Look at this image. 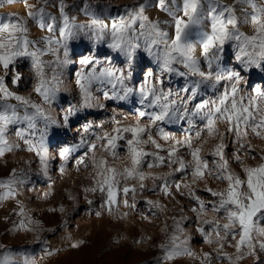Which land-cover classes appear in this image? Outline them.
<instances>
[{"label": "snow or ice", "instance_id": "6c2138e0", "mask_svg": "<svg viewBox=\"0 0 264 264\" xmlns=\"http://www.w3.org/2000/svg\"><path fill=\"white\" fill-rule=\"evenodd\" d=\"M23 2L27 9L26 17L9 14L7 18L0 19V158L17 150L32 153L39 160L40 171L47 176L52 158L50 143L59 135L57 130L68 129L72 118L85 110L105 108L93 96L91 85L95 82L111 85L110 90L103 92L105 100L126 102L135 98L141 105L135 122L125 125L113 116L111 132L96 135L99 143L89 142L82 135L78 143L62 147L58 152L60 160L67 162L73 152L86 146L87 151L78 164H83L88 154H92V166L101 179L95 180L94 186L84 191L94 193L99 188L101 193L106 192L104 203L109 210L119 205L117 194L122 192L125 197L123 205L135 209L136 186L127 182L139 181V188L143 191L146 187L144 181L149 177L141 171L142 166L145 163L149 168L167 165L171 171L152 176L153 184L149 191L159 189L164 195L171 196L173 185L177 192L181 187L188 190L198 206L191 209L197 213L195 231L204 243L215 247L211 252H202L197 256L190 247L191 237L185 234L181 224V220L188 217L181 220L173 217L174 228L159 245L161 256L157 264H171L176 258L184 256L198 259L199 264H213L214 260L240 264L248 257L253 258L254 264H264L261 260L264 255V162L256 167L243 166L242 179L230 168L225 134L219 133L217 127L219 123H226L227 132L236 137L235 142L240 148L234 159L240 163L238 153L241 149L247 148L248 154H251V146L244 143L248 130L264 139V107L260 104L264 101V90L257 87L251 97L241 95V83L246 82L242 72L252 69L264 72V4L258 0H233L232 4H226L224 0H134L131 5L120 6L121 10L116 15L109 13L102 17L91 0H79V3L77 0L71 3L68 0H36L34 5H29L27 0ZM237 5L241 6L239 15ZM50 7L55 8L58 15L49 12ZM111 7L105 5L103 11L107 12ZM150 9H157L169 19L150 18L147 14ZM72 11L83 13L88 19L79 22L76 15L70 14ZM29 21L45 34L33 38ZM243 25H250L253 34L242 31ZM193 35L195 40L191 39ZM78 39H86L91 47L86 54L73 60L72 42ZM100 46L122 56V66H113L111 57L105 56L107 66L98 68ZM228 46L235 50L239 68L227 67ZM46 56L54 59L46 60ZM145 56L157 65L159 74L152 68L145 70ZM24 61L29 63L36 79L32 91L42 103H37L30 95L10 90L9 76L13 86L25 81L24 73L19 70ZM72 63L81 66L75 73L80 100L64 111L61 123L43 105L54 103L64 85L62 70ZM86 68L89 70L85 71ZM140 72L142 78L137 86ZM165 74L184 80L180 89L184 95L171 89L165 90ZM222 84L223 90L220 89ZM209 89L216 93L214 99L202 97L201 94ZM245 100L248 102L245 103ZM144 118H147V124L141 123ZM197 120L203 127L197 128ZM181 121L187 124L182 138L171 136L159 126L161 122L174 124ZM154 125L160 139L172 140L167 148L153 136ZM102 126L103 122L96 125L98 128ZM92 127L93 122L88 121L82 125L83 132L88 133ZM13 128L15 139L11 135ZM205 131L209 136H220L219 142L208 153L212 157L211 166L209 160L201 155L202 145L194 146V140L200 139ZM149 144L154 151L145 150L144 145ZM97 147L113 159H120L119 149L123 147L128 162L122 170H117L103 156L97 158ZM181 148L187 150L190 162H186L180 154ZM161 152L167 155H161ZM261 160L264 161V156ZM25 163L30 164V161ZM60 170L63 172V165ZM177 173L190 174L192 184L211 176L226 182L227 186L223 190L205 187L204 191L213 198L206 203L196 194L192 184L181 185L172 180ZM26 179V170L16 168L7 178L0 179V202L14 198ZM130 193L132 203L127 199ZM48 194L45 193V196ZM88 203L92 204V201ZM146 203L153 208L161 207L151 200ZM209 205L213 213H223L224 223L219 219H200L209 210ZM60 210L63 211L62 208ZM18 215H24L22 206ZM14 228L26 229L25 220L22 219ZM229 238L235 243L229 244ZM37 242L46 244L39 238ZM82 243L76 241L70 247L77 248ZM226 244L235 248L234 254L224 251ZM44 253L52 254L47 248ZM0 264H36V261L27 253L8 250L0 253Z\"/></svg>", "mask_w": 264, "mask_h": 264}, {"label": "rangeland", "instance_id": "374dc122", "mask_svg": "<svg viewBox=\"0 0 264 264\" xmlns=\"http://www.w3.org/2000/svg\"><path fill=\"white\" fill-rule=\"evenodd\" d=\"M27 2L29 5L36 4V0H27ZM68 2L71 3L72 0H68ZM91 2L94 6H98V14L102 17H105L109 14V12L111 15H116L117 12L121 10L120 6L131 5L133 4L134 0H91ZM258 2L260 4H264V0H258ZM77 3H79V0H77ZM224 3L232 4L233 0H224ZM105 5H111L112 7L107 12L104 11V13H102ZM240 7V5L236 6L237 15H239ZM24 10L25 4L23 0H0V19L7 18L9 14H16L21 17H26V13ZM150 10L147 13L150 18L162 19L161 17L163 16L161 12H158L157 9ZM48 11L52 12L53 15H58V12L55 8L50 7L48 8ZM70 14L76 15L77 20L79 22H84L88 19V17H86L83 13H79L76 11H72ZM206 25L207 24H205V27ZM30 30L31 36L33 38H37L45 34L42 33L34 25V23L30 25ZM241 30L248 35L253 34V29L250 25H243ZM90 47L91 45L86 39H78L76 41H73L72 52H74L75 55L72 56V59L75 60L77 56L86 54L89 51ZM231 48V46H228L227 48V67L239 68L238 62L234 57L235 52L231 51ZM110 51L111 50L107 49L106 47L100 46L99 52L97 54L98 59L100 61V63L97 65L98 68L107 66L105 56L111 57V63L113 66H122L123 57L118 56L117 54L112 53ZM70 55H72V53H70ZM44 59L53 60L54 57L46 56L44 57ZM144 59L145 70L147 68H152L157 74H159L157 65L154 64L146 56L144 57ZM80 67L81 66L79 64L72 63L62 70L61 79L64 81V85L60 93L58 94L56 100L52 105H43L45 108H47L50 115L61 123L64 111L69 107V105H76L79 103L80 93L77 85L75 84V73L80 69ZM19 70L24 73V76L26 75L25 81L23 83L25 85L24 87L22 86L23 84H21L20 86H11V79L9 76L7 78V82L9 84L10 90L14 89L12 91L17 92L20 95H30L31 99L35 100L37 103H42L40 97L35 95V93L32 91L34 85L31 84V82H33L32 80L34 79V74H31L30 68L28 66H24L20 67ZM88 70L89 69L87 68L85 69V71ZM49 75H51L50 70ZM242 75L244 76L246 82L242 81L241 83V95H247L248 97H251L252 95H254L253 90L257 87H259L261 90H264V72L260 71L259 69H252L249 72H242ZM141 78L142 72L138 73L137 86H139V80ZM163 80L165 90L171 89L174 92H179L180 95H184V93L180 92V89L184 85V80L182 78L174 75L165 74ZM26 83L29 85H27ZM110 89L111 85L100 84L99 82L93 83L91 85L90 90L95 99L98 100L100 103H103L105 105V108H93L85 110L84 112L79 113L77 117L72 118L71 125L68 129L57 130L59 132V135L56 136L54 141L50 143L49 150L52 158L49 161L47 176H45L40 171L39 160L32 153L17 150L11 153H7L4 158H0V179L7 178L13 168L25 169L27 172L26 182L22 186H20L22 187V192L20 193L17 189V195L14 198L0 202V253L11 250L13 252L27 253L34 258L35 254L38 251H44V249L47 248L49 252H52V254L48 255V259L44 264H63V262L69 256L70 252L74 251V253H77L78 251H81L86 246L85 242H83L77 248H72L68 246L67 248L70 250L67 249V251H65V249L63 248L65 246L62 245V243L59 244L58 242V244L53 245L50 239L56 234H59L63 226L70 222H72V224L69 226V228L73 230V234H76V232L80 228H86L87 224L85 223V220L87 216H90L92 219V217L97 211H99V209L101 210L104 216L109 211L114 212V210H123L126 212H131L133 214L134 212L135 214L139 213L138 219L140 221L137 220V223L139 224V226L142 224L141 226L143 233L141 235L146 236V240L148 243L151 240H155L157 238L163 237V241L168 238V236L172 233L170 229L174 228V221L172 219L173 217L177 218L178 220H181L182 217H190L191 219H189V221L181 220L182 227L186 231L185 234L191 237V240L189 242L190 245L198 247L204 244L203 238L194 230L196 229L195 227L198 226V224H196L197 213L191 211V209L193 207L198 206L189 195L188 190L181 187L180 192H177L173 185L171 196L164 195L159 189H156L155 191H149L153 184V180L151 179L152 176L165 175L166 173L171 171V169L167 167V165L149 168L147 166V163H145L142 166L141 171H143L145 175L149 177L147 180L144 181L146 187L143 191L139 188V181L129 180L127 182L129 185L136 186L135 209L126 208L123 205V200L125 199V197L122 192H119L117 194L119 205L113 206L111 208L113 210H109L108 206H106L104 203L106 200V192L101 193L99 191V188H97V191L94 193L84 191L85 188L93 187L95 180L101 179L100 177H97V170L94 169L92 166L91 153L88 154V158L85 159V162L83 164H78V160L82 156H84L85 152L87 151V147L85 146L84 148L73 152L69 156L67 162L60 160L58 155L60 149L65 146L78 143L82 135L89 142L99 143L95 139L96 135L102 134L105 131L111 132V129L113 127V116H115L116 119L120 120L122 124L125 125L135 122L137 110L141 108V105L136 101L135 98H132L126 102L117 100H105L103 97V92L105 90ZM220 89L223 90V84L220 86ZM201 95L204 99H208L210 97L214 99L216 93L213 90L209 89L203 92ZM11 102L15 103V101ZM247 102L248 101L245 100V103ZM260 104L262 107H264V101H260ZM149 111L151 110L149 109ZM88 121L93 122V127L89 130L88 133H84L82 125H84ZM101 122H103V126L99 128L96 127V125L100 124ZM141 123L147 124V118L141 120ZM196 123L197 128L203 127L199 120H197ZM159 126L162 127L166 133L170 134L175 138H182L184 129L187 128L186 122L183 121L174 124H166L161 122ZM217 127L219 133L225 134L224 143L227 145L226 155L229 160L230 168L234 173L241 176L242 179L244 178V173L242 171L243 166L256 167L260 163L264 162L261 160V156H264V139L257 137L249 129L248 135L245 138L244 143L251 146V154H248L247 148L241 149L238 153L242 161V163H240L234 159V154L237 153V149L240 148L239 143L235 142L236 137L232 133L227 132L228 125L226 123H219ZM14 132L15 128L12 129L11 133L13 139H15ZM152 132L153 136L161 145L164 146V148H167L172 143V140L164 141L156 135L157 129L155 125L152 126ZM192 134L193 136L195 135L194 132ZM219 140V134H217L216 136H209L206 131L202 132L200 139L194 140V146L202 145L203 150L201 152V155L205 156L209 160V166H211L212 157L208 156V153L213 149L214 145L219 142ZM144 147L147 151L155 150L150 144L144 145ZM119 153L120 159H113L112 157L108 156L107 153L103 152L99 147H97L96 149L97 158L103 156L109 161V164L111 166L115 167L117 170H122L125 164L128 162L126 158L127 154L123 147L119 149ZM160 154L165 156L167 155L166 152H161ZM180 154L184 156L186 162L191 161V157L187 155L186 149L181 148ZM150 160L151 158H149V161ZM25 161H30V164H26ZM62 165L63 172H61L60 170ZM190 168L191 165L189 164V172ZM172 180L181 183V185H183L184 183L192 184V177L190 174L185 176L183 173H177L174 177H172ZM156 183L159 184L160 181H156ZM49 185H51V188H49ZM122 186L123 185H121V187ZM226 186V182H221L220 180H216L214 177L211 176H208L204 180L192 184V187L193 189H195L196 194L200 196L201 199L205 200L206 203L213 198L208 192L204 191L205 187H210L214 190H223L226 188ZM45 193L49 194L45 196ZM181 193H183V195H181ZM127 199L129 200V203H132L133 197L131 193L128 195ZM89 200L92 201V204L88 203ZM148 200L158 202L161 207H151L146 203V201ZM30 205L42 207L44 210L43 212L47 215L49 219L48 224L52 225V230H50V232L46 233L40 239V241H46V244L38 243L37 241L33 240H27V238L31 236L34 231L32 223L28 222V218H30V214H32ZM21 206L24 210L23 216L18 215ZM61 208L63 209V211L60 210ZM57 212L62 214V220L59 221L56 225H53L54 222L58 221L56 218ZM180 215L181 217H179ZM222 217L223 213H213L209 205V210L204 213L200 217V219H219L221 223H224L225 221ZM22 219L26 222V229L14 228V226L19 225ZM136 226L137 225H133L134 229H136ZM262 226H264V222H262ZM205 227L207 228L208 226ZM136 230L139 231V229ZM138 240L139 239L137 238L133 245L137 244ZM230 243L233 244L235 242L232 241L231 238H229V244ZM228 246V244L225 245L224 251L229 254H234L235 252L233 253L232 251H230L234 247L232 248L231 246ZM214 247L215 245H211L210 248L213 249ZM154 250L152 256L159 255V258L161 256L160 248L157 246ZM158 252L160 254H158ZM53 254L55 255L53 256ZM262 258H264V255L261 256V259ZM17 259H19V257H17ZM246 259H250L252 261L249 264H254V260L252 257H248ZM262 261H264V259H262ZM221 263L226 264L227 261H223Z\"/></svg>", "mask_w": 264, "mask_h": 264}, {"label": "bare ground", "instance_id": "6f19581e", "mask_svg": "<svg viewBox=\"0 0 264 264\" xmlns=\"http://www.w3.org/2000/svg\"><path fill=\"white\" fill-rule=\"evenodd\" d=\"M24 11H25V13L27 12L26 7H25ZM102 13H104V11ZM162 16L164 17V19L168 18L167 15L164 13H162ZM163 17H161V18L163 19ZM31 24H32V22L29 21V27ZM205 28H207V25ZM191 39L195 40L196 39L195 35H193L191 37ZM231 51L235 52V50H233L232 48H231ZM197 54H198V50H197ZM234 57H235V55H234ZM24 66L29 67V63L27 61L22 62V67H24ZM31 74H33V73H31ZM26 80H28V79H26ZM32 81L33 82H31V84L34 85L36 83L35 76H34V79ZM24 85L25 84H23L22 86L24 87ZM27 85H29V84H27ZM12 90H14V89H12ZM33 96H34V94H33ZM69 99H70V97H69ZM30 209L32 212H38L40 210H43L42 207L35 206V205H30ZM111 210H113V209H111ZM97 212L100 213L99 216L96 215ZM97 212L92 217V219L90 216H87V218L85 220L86 221L85 223L87 224L86 228H84V229L80 228L76 232V234H73V230H71L69 228V226L72 224V222H70L63 227L61 233L58 234V237L53 236L50 239V241L53 245L58 244V242H59V244L62 243V245L65 246V247H63L65 249V251H67L68 246L70 247V245L76 241L82 240L83 242H85L86 246L82 250L80 249L81 251H78L77 253H74V251L70 252L69 256L67 255L68 257L63 262V264H157V259H158L159 255L158 256H152L153 250L157 246L159 247V245L164 242L162 239L163 237L157 238L155 240H151L148 243L146 240V236L141 235L143 233L142 232V226H141L142 224L139 226V224L137 223V220H139L138 219L139 213L135 214V212H134V214H133L131 212H126L123 210H114V212L109 211L104 216L100 209ZM125 213H127V215H124ZM88 215H90V214H88ZM141 217H143V216H141ZM179 217H181V215ZM189 219H191V218L188 217L187 221H189ZM196 224H198V223H196ZM133 225H137L136 229H139V231L134 229ZM145 229H146V227H145ZM170 230L172 232L173 229H170ZM185 233H186V231H185ZM106 238H108V239H106ZM137 238L139 239L138 243L133 245ZM148 238H149V236H148ZM200 246L196 247V246L190 245V247L197 254V256H200V254L202 252H209L212 250L210 248L211 246L206 244V243H204L201 247ZM208 248H210L211 250ZM68 250H70V249H68ZM229 250H230V248H229ZM230 251H232L234 253L235 248H233ZM158 254H160V253L158 252ZM54 255L55 254H53V256ZM52 258H54V257H52ZM262 259H264V258H262ZM250 262H252L250 259H244L243 262L242 261L240 262V264H249ZM171 264H199V260L184 256V257H178L175 261L171 262ZM213 264H222V263H221V261H215L214 260Z\"/></svg>", "mask_w": 264, "mask_h": 264}, {"label": "crops", "instance_id": "0c3cea01", "mask_svg": "<svg viewBox=\"0 0 264 264\" xmlns=\"http://www.w3.org/2000/svg\"><path fill=\"white\" fill-rule=\"evenodd\" d=\"M58 209V208H56ZM44 210H40L38 212H32L30 214L32 227L34 229L33 234L27 238V240L37 241V238L41 239L46 233L52 230V225L48 224V217L43 212ZM57 222H54L53 225H56L59 221L62 220V214H56Z\"/></svg>", "mask_w": 264, "mask_h": 264}, {"label": "built area", "instance_id": "2783aa9c", "mask_svg": "<svg viewBox=\"0 0 264 264\" xmlns=\"http://www.w3.org/2000/svg\"><path fill=\"white\" fill-rule=\"evenodd\" d=\"M72 184V182H71ZM18 191L21 193L22 192V187H19L18 188ZM65 226V225H64ZM63 226V227H64ZM63 229V228H62ZM62 229L60 231H62ZM61 233V232H60ZM59 233V234H60ZM55 236L58 237V234H56ZM35 261H36V264H44L47 259H48V255H45L44 251L43 250H40L38 251L36 254H35V257H34Z\"/></svg>", "mask_w": 264, "mask_h": 264}]
</instances>
